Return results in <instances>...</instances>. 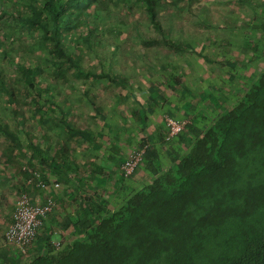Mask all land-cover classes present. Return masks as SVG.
Segmentation results:
<instances>
[{"label":"trees","instance_id":"16d2710c","mask_svg":"<svg viewBox=\"0 0 264 264\" xmlns=\"http://www.w3.org/2000/svg\"><path fill=\"white\" fill-rule=\"evenodd\" d=\"M243 1L264 11V0ZM191 4L0 0V207L7 193L55 201L27 254L3 234L0 264H264V68L237 93L221 77L192 91L199 56L217 67H238L239 56L204 53L215 35L184 39L177 10ZM242 12L252 26L242 35L262 55L264 19ZM129 38L163 42L176 58L131 76L139 69L123 64L140 68L135 57L149 50ZM75 99L91 105V123ZM167 117L187 119L171 138ZM121 134L138 143L128 155ZM143 147L126 176L122 163Z\"/></svg>","mask_w":264,"mask_h":264},{"label":"rangeland","instance_id":"374dc122","mask_svg":"<svg viewBox=\"0 0 264 264\" xmlns=\"http://www.w3.org/2000/svg\"><path fill=\"white\" fill-rule=\"evenodd\" d=\"M243 0H192V4L190 8L186 7H180L177 12L180 19L185 24L183 27V37L184 39L193 41H209V38L211 35H215V40L212 39V42H208L207 46L202 50L204 53H208L211 57H214L216 59H221L220 56L216 55L219 52L225 55L227 50H232V55L239 56L238 60V67H234L231 65L226 66L225 60L217 66H212L213 64H210V62H206L203 57L199 56L198 59V70L192 68V72L189 75L188 82L193 85L192 91H195L199 88L206 89L207 87H210L209 80H212L214 82L215 77H221V80L226 81V86L230 88L231 93H237L240 92V87L242 86L241 83L244 82V80H247L248 78H252V76H257L260 71L264 68V53L262 55H257L256 51L253 47L257 44V39H254L252 37H246L243 34V31L249 30L252 28L251 25L248 27H245L243 24L242 16L245 12L244 9H246V12L251 16V18L254 19H264V11H262L261 7H255V6H247L244 8ZM198 6H203V8H199ZM252 23V22H251ZM264 36H262V40L264 41ZM239 39H244L246 44H243V42ZM131 43H134L137 48L141 50V48L145 49L148 48L149 52L146 54H143L141 57H135L136 61H138V65L140 68H137L135 63H128L125 62L122 66V71H131L133 72L136 69H139L140 75H138L139 71L136 72L134 75L131 74V76L136 77H143L144 75H148L147 71L148 69L145 67L147 66L149 68V65L151 67H154L156 62L159 59H163L164 57H167L168 54L172 58H176L174 52H170V50L166 47V44L163 42H155L151 45H147L142 41L138 40H132L131 38L128 39ZM252 40V41H251ZM249 42V43H248ZM242 44V45H241ZM258 44H261L262 41ZM264 45V44H263ZM263 47V46H262ZM264 50V48H263ZM252 55H254L252 57ZM217 57V58H216ZM130 58V57H129ZM134 59V58H133ZM130 60V59H129ZM132 60V59H131ZM92 61V60H90ZM128 61V60H127ZM145 65V66H144ZM144 66V68H143ZM142 68V69H141ZM228 69V70H227ZM243 73L244 76H240L239 73ZM234 74V76L232 75ZM242 74V75H243ZM247 75V77L245 76ZM241 78V79H240ZM239 80V83L237 81ZM230 81V82H228ZM221 85H223V82L218 81ZM110 88L117 89L114 85H108ZM107 86V87H108ZM96 90L100 89V92L103 91L104 95L106 97H109V88L104 90V88L101 86L95 87ZM242 91V89H241ZM216 94V93H214ZM203 96H210L209 94H206V91H203L202 94L195 93L193 95L190 94L186 95V103L192 102L191 98H195L196 101H200L199 98ZM233 96V95H231ZM211 97H214L211 95ZM184 101V102H185ZM75 103L77 105V109L79 112L78 119L83 121L84 123L90 122L93 120L91 114L88 111H92L91 105L88 103V101L84 99H75ZM219 103V101H218ZM181 103H178V105ZM167 109H170V107H166ZM178 108V106L176 107ZM160 109V107H159ZM175 109V108H174ZM173 109V110H174ZM174 112H177V114H181V109H175ZM205 113L212 116V110H206ZM174 114V113H173ZM154 119H152V125L151 129L154 130V128L160 126L159 121V115L154 114ZM183 121H187V119H183ZM152 135L151 133H149ZM122 135V134H121ZM122 135L120 145L122 147H126V155H128L133 149L137 146V141L135 140L130 145L129 142H127L125 139L126 137H123ZM128 145V146H127ZM125 180L120 181V183L123 184ZM17 198L14 195L5 194V203H3L0 207V246L4 244V238L3 234L6 230V224L8 217L10 215V212L12 213V210L8 207V203L15 202L16 203ZM4 201V200H3ZM58 239L57 236H55V240ZM58 243V242H56Z\"/></svg>","mask_w":264,"mask_h":264},{"label":"built area","instance_id":"2783aa9c","mask_svg":"<svg viewBox=\"0 0 264 264\" xmlns=\"http://www.w3.org/2000/svg\"><path fill=\"white\" fill-rule=\"evenodd\" d=\"M168 138L178 134L187 121L167 117ZM145 147L134 151L121 165L125 175H130L140 162ZM55 201L48 198L47 201L32 202L27 194H22L16 201L12 219L5 230L4 236L7 244L15 247L23 254H27L33 243L38 228L42 223V218L53 210Z\"/></svg>","mask_w":264,"mask_h":264},{"label":"crops","instance_id":"0c3cea01","mask_svg":"<svg viewBox=\"0 0 264 264\" xmlns=\"http://www.w3.org/2000/svg\"><path fill=\"white\" fill-rule=\"evenodd\" d=\"M36 200H38V198ZM55 242H58V240H56Z\"/></svg>","mask_w":264,"mask_h":264}]
</instances>
